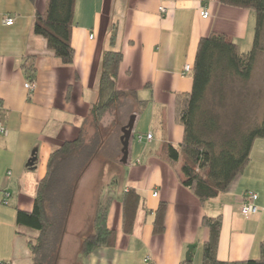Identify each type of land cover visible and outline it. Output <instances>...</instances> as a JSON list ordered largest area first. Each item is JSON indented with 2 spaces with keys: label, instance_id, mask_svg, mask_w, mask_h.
<instances>
[{
  "label": "crops",
  "instance_id": "1",
  "mask_svg": "<svg viewBox=\"0 0 264 264\" xmlns=\"http://www.w3.org/2000/svg\"><path fill=\"white\" fill-rule=\"evenodd\" d=\"M46 2L0 0V124L6 128L0 133V219L6 217V222L18 226L16 209H32L50 152L77 137L97 100L102 53L109 47L114 23L112 48L122 53L117 88L134 90L144 102L138 113L131 114L125 185L109 202L107 226L115 230V245L87 255L79 246L83 263L179 264L192 245V264H203L209 231L202 219L217 215L221 216L217 258H258L264 241V137L254 140L248 164L229 187L205 202L183 186L180 169L175 171L160 157L164 142L178 146L182 141L175 102L177 94L191 90L192 75L182 72L185 64L192 66L198 40L217 32L238 45L254 31L250 25L254 12L219 0H75L74 59L64 64L34 32L36 13L45 11ZM202 5L207 18L200 15ZM6 17L13 19L11 25L3 23ZM30 62L35 67L33 80L23 67ZM27 80L35 83L31 91L24 86ZM263 110L261 106L262 114ZM148 132L149 141L135 137ZM33 151L36 160L30 167ZM128 187L136 189L141 199L132 230L125 233L121 199ZM246 191L257 193L259 207L247 218L240 212ZM160 201L167 202L165 229L155 234L152 223Z\"/></svg>",
  "mask_w": 264,
  "mask_h": 264
},
{
  "label": "trees",
  "instance_id": "2",
  "mask_svg": "<svg viewBox=\"0 0 264 264\" xmlns=\"http://www.w3.org/2000/svg\"><path fill=\"white\" fill-rule=\"evenodd\" d=\"M219 1L254 12L252 48L248 52H241L227 35L217 32L198 40L191 69V90L177 94L175 102V121L183 127L182 141L178 146L164 142L160 152L161 159L172 169H180L181 183L201 202L217 197L229 187L248 164L254 140L264 137V111L259 122L248 123L234 117L224 127L215 109L216 98L213 96V100H208V91L216 82L223 87L229 79L238 78L246 82L251 77L257 56L263 51L264 0ZM74 4L75 0H47L45 11L37 12L34 21V32L44 38L53 55L64 64H71L74 59L75 52L71 45ZM116 31V24L113 23L109 30V47L102 53L97 100L89 108L77 137L63 141L50 152L45 174L36 186L32 209H16L17 225H24L36 232L33 239L28 241L32 264H55L69 205L82 174L81 165L88 161L85 155L81 156L87 135H91L97 146L101 139V123L108 115L115 117L120 111L118 122L125 126L126 118L138 113L143 105L144 101L138 99L134 90L122 91L117 88L122 53L112 48ZM23 67L27 78L33 80L34 64L24 63ZM213 92L219 91L214 89ZM87 127L91 129L90 132ZM94 153L95 150L90 155ZM140 199V194L133 187H128L122 193L125 233L132 230ZM109 202L97 203L92 219L93 232L80 243L83 255L115 245V230L107 226ZM166 209L167 202L160 201L154 211L152 225L155 234H161L165 229ZM202 224L209 231L203 243V264H264V241L260 244V254L256 259L219 260L216 251L221 216H204ZM0 264L11 263L0 261ZM179 264H192L191 258Z\"/></svg>",
  "mask_w": 264,
  "mask_h": 264
},
{
  "label": "rangeland",
  "instance_id": "3",
  "mask_svg": "<svg viewBox=\"0 0 264 264\" xmlns=\"http://www.w3.org/2000/svg\"><path fill=\"white\" fill-rule=\"evenodd\" d=\"M252 24L254 27L255 14L250 19V25ZM253 38L254 31L250 36L248 35L242 40L239 39V50L241 52L251 50ZM261 41L263 51L258 54L255 69L246 82H242L238 78L229 79L223 84V87L216 82L208 91V100H213V96L217 100L215 109L220 114L224 127L234 117L248 121V123L259 122L262 118L261 106L264 107V31ZM214 89H218L219 92H213ZM120 114L121 112L118 111L115 117L111 114L102 121L101 139L97 146L94 145L91 135H87L86 147L83 148L81 156L85 155L88 161H81L82 174L69 205L55 264H85L79 251V240L93 231L92 216H94L97 203H108L115 194H121L125 185L128 167L121 161L123 152L120 137L124 125L122 126L118 122ZM131 116L126 118V124ZM88 129L90 132L91 129ZM140 134L143 138L145 137V134ZM94 150V155H90ZM5 220L6 217L0 219V261H7L11 264H32L28 241L36 235L35 230L24 225L16 226L14 222Z\"/></svg>",
  "mask_w": 264,
  "mask_h": 264
},
{
  "label": "built area",
  "instance_id": "4",
  "mask_svg": "<svg viewBox=\"0 0 264 264\" xmlns=\"http://www.w3.org/2000/svg\"><path fill=\"white\" fill-rule=\"evenodd\" d=\"M159 10L161 12H164L165 8L159 7ZM208 14L209 13H208V10L206 9L205 5H202L201 11H200L201 17L207 18ZM3 23L5 25H11L13 23V19L11 17H6L3 20ZM191 69H192L191 64H185L183 66L182 74L183 75L191 74ZM24 86H25V88H27L28 90L31 91L34 89L35 83L30 81V80H27L24 83ZM0 133H6V128L2 124H0ZM137 138L140 141V140H142L143 136L141 134H139V135H137ZM151 138H152L151 132H148L145 134V137H144L145 140L149 141V140H151ZM153 195H156V192H154ZM257 198H258L257 193H255L253 191H246L243 194V199H242V204H241V209H240V212H241L243 217L247 218V217L256 215L258 213L259 207L257 205Z\"/></svg>",
  "mask_w": 264,
  "mask_h": 264
},
{
  "label": "water",
  "instance_id": "5",
  "mask_svg": "<svg viewBox=\"0 0 264 264\" xmlns=\"http://www.w3.org/2000/svg\"><path fill=\"white\" fill-rule=\"evenodd\" d=\"M133 123H134V115H132L130 117V120L128 121V123L125 126H123V128H122V135L120 137V140L122 143L123 155H122L121 161L124 163L126 162L127 156H128L127 147H128L129 137L131 135L132 128H133ZM35 160H36V154H35V151H33L31 154V157L27 163V166L34 167ZM191 249H192V245H189L187 252H186V255H185L186 260H190V258H191L190 257L191 256Z\"/></svg>",
  "mask_w": 264,
  "mask_h": 264
}]
</instances>
